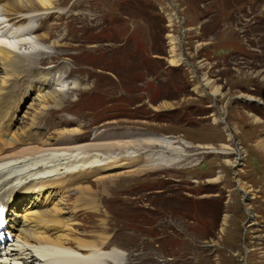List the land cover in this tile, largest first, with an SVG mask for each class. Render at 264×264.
Wrapping results in <instances>:
<instances>
[{
	"label": "rangeland",
	"instance_id": "1",
	"mask_svg": "<svg viewBox=\"0 0 264 264\" xmlns=\"http://www.w3.org/2000/svg\"><path fill=\"white\" fill-rule=\"evenodd\" d=\"M73 1L53 0V4L65 7L68 12ZM89 1L96 6L98 13H92L94 27H98L100 37L112 41L111 47L88 45L92 37L85 31L78 30L71 17H54L52 22L64 25L68 34L80 37V41L54 42L53 38L48 37L39 41L36 47L49 53L76 50L85 54L82 56L85 60L94 59L88 55L98 53L97 59L104 61L98 63L103 68L101 72L104 76L101 79L92 78L88 83L92 84L88 89L90 92H83L91 95L72 105L71 116L81 119L80 123L83 125L80 133L92 134L91 138L100 133L97 129L92 132L87 130L89 121L80 118L84 113L94 115L96 119L100 117L99 114L104 118L123 115L128 117L129 124L138 126L141 130L163 137L173 136L179 142L182 140L184 146L179 145L178 149L189 155L169 174V185L162 191L148 192L149 189L159 188L164 182L161 175L153 180L138 181L144 174L132 172L127 167L117 174L120 178L115 180L100 183L93 181L90 187V184L85 183L92 182V179L87 178L82 183L67 186L74 201L66 202L63 207L50 212L57 210L68 225L67 220L72 218L70 211L80 206L75 212L81 213L87 221V231L81 235L89 241L110 234L115 239L119 230L118 226L111 224L113 216L116 218L115 214L112 216L109 212L111 219L106 223L103 214L107 211L100 207L95 212L93 224L86 214L91 211L85 210L86 206L82 203L76 202L78 194L72 190L77 185L89 186L90 190L83 192L112 195L115 190L125 187L127 197L123 203L130 212L122 213V219H132L133 225L140 227L152 239L153 244L158 245L155 250L157 258L140 234L135 238L137 233H128L127 247L129 255L133 257L130 264H139L145 256H150L152 260L143 264H163L160 253L168 254L170 251L179 253L171 260V264H220V259L222 262L225 259L224 264H264V215L259 214L261 211L254 206L256 203L264 205V165L257 167L250 158L252 156L253 159L259 158L257 162H264V153L256 147L257 143L264 141V111L262 108L250 107L246 101V97H257L264 102V0ZM85 13L89 15L88 10L80 12L75 19L90 26L87 21L90 23L91 20ZM168 14L173 15L170 21L165 18ZM54 28H57L60 36L66 33L59 25ZM172 47L174 48L171 49ZM49 55L62 56L58 53ZM181 56L185 64L167 70L172 61L180 63ZM69 62L80 64L81 61ZM205 78L211 83L210 87L204 86ZM189 84L192 87L197 85L194 91L189 89ZM215 87L219 92L212 94ZM134 94H137V102L144 103L135 110H124L125 103L131 105V101L135 100ZM21 99L23 103L17 113L18 119L16 117L14 122L25 121L31 113L32 117L42 111V105L39 101L36 103L35 97L25 98L11 84L0 94V110L19 106ZM38 105L41 109L37 108ZM151 109L159 110L160 114L151 115ZM250 111L260 114L263 121ZM60 114L65 115L58 111V115ZM207 115L211 118L215 116L213 118H217L218 123H201L200 120ZM167 117L169 120H166ZM145 120L148 122H144ZM123 121L124 129L121 131L132 130L135 134L138 133L136 127L125 126L128 121ZM43 124L44 119L41 126ZM75 124L69 127H74ZM27 125L17 127V124L14 130L9 128L7 136L29 129L31 121ZM61 129L64 130L65 127ZM68 131L74 133L76 130L72 128ZM52 133L44 140H56L57 135L54 131ZM142 134L144 133H138ZM222 143L229 144L223 148L224 151L235 150L242 159L236 161L233 156L225 159L210 158L211 155L206 151H212L211 147L221 148ZM7 144L10 142L7 141ZM5 146L8 145H0V148L7 149ZM157 148L161 150L159 146ZM205 158V172L208 173L210 166L213 170L218 165L222 170L223 181L220 185L206 187L205 191L214 196L200 199L194 195L188 198V191L198 193L201 184L190 186L186 175H195L197 165L193 164L205 161ZM134 181V185L142 184V188H133L130 184ZM234 183H237L236 188L233 187ZM233 188L235 190L231 191ZM199 193L202 194L201 191ZM113 199L117 198L113 196ZM133 206H136V211ZM106 224L109 225L105 226ZM75 233V230H69V234ZM54 236L55 234H51L50 237ZM221 237L224 238L221 245L223 250L219 246ZM71 241L72 244L75 242L73 239ZM116 243L126 246L122 242ZM229 243L232 245L231 250ZM206 244H212L211 248L215 251L205 250Z\"/></svg>",
	"mask_w": 264,
	"mask_h": 264
},
{
	"label": "bare ground",
	"instance_id": "2",
	"mask_svg": "<svg viewBox=\"0 0 264 264\" xmlns=\"http://www.w3.org/2000/svg\"><path fill=\"white\" fill-rule=\"evenodd\" d=\"M52 5L53 0H12L2 4L0 15L9 17V21H12L16 25L23 20L22 17L17 15L18 13L25 12L28 9L30 11L45 10L51 8ZM73 5L86 7V1L75 0ZM88 12L89 15L87 13L84 15L91 20L90 11L88 10ZM75 17H79V14H76ZM87 24L89 25L90 23L87 21ZM0 30L2 31V35H12L16 39V43L25 51V54L19 53L15 47L16 43H10L9 47L0 45V69L6 72L8 67L16 66L18 60L23 59L25 60L24 76L38 74L32 81L39 83L41 90L44 91L38 97V101L43 109L32 116L31 119L28 118L31 121L29 129L24 130L22 133L14 132L10 139V141H14L13 144L11 142V145L5 146L7 149L0 148V202L8 205V214L16 213V216H22L21 213L16 212L20 199L15 196L21 194L24 198H28L31 194L35 195L34 200H31V203L24 208L23 212H25L24 215L32 213L29 215V219H32L37 226L42 227L44 235L40 231L32 229L29 224L10 217L11 223L9 226L12 227V230L8 232L9 236L11 238L19 236L21 241H15L5 247L0 246V264H18L17 260H21L23 264H121L117 249H113L112 252L106 254L100 252L101 249L107 247V244H103L102 241L96 243L94 241L78 239L75 242L77 243L76 249L80 253L73 251L70 247L72 241L68 235H63L66 240H62V235L56 234V229L64 218L58 214L57 210L51 213L50 211L53 210L42 208L39 196L51 183L57 185L63 184L65 190L70 193V190H67L66 187L73 186L78 180L82 183L87 178H91L92 182L86 181L85 183V185L90 184L91 187V184L94 182L100 183L102 181L118 179L120 176L117 174L121 173L123 169L138 161H143V159L158 162L162 165L176 163L186 156L184 151L178 149V146L183 143L182 140L181 142L176 141L173 136L138 135V133L135 134L132 130L121 131L124 129V121L119 119L113 123L103 122L100 125L102 130H100L98 135L87 141L78 143V141L87 139L88 135L85 132L80 133L83 129V125L80 123L81 119L66 117L63 114L58 115V111L64 113L65 110H69V106L66 109L62 107V99L60 98L63 94L52 86L53 78L50 74V69L36 65L38 63H52L54 64L53 68H60L61 70L64 67L63 64L58 62L61 56L49 55L40 50L32 52L33 49H36L35 44L38 45V42L44 39L46 35H39L32 40L31 33L33 32L28 28L5 30L0 26ZM55 30L57 31V28ZM68 37L67 33L61 34V39H67ZM168 37H171V34H168ZM170 43L171 45L173 44V42ZM56 44L54 43V45ZM171 63L176 64L173 61ZM24 76H22V80H25ZM210 85L211 83L205 78L204 86L210 87ZM218 92L217 87L211 91L212 94H217ZM50 100H53L54 106L47 107L46 103ZM42 119H44L43 126H41ZM212 121L216 122L217 118H213ZM73 123L77 124V128L69 127ZM62 126L66 129L61 130ZM72 128L76 130L74 133L68 131ZM5 131L6 124L0 121V145L3 146L7 145L3 139ZM53 131L57 135V139L53 142L39 140V137L51 136ZM157 146L161 150H157ZM256 147L261 153H264V141L257 143ZM141 156L143 159L140 158ZM240 158L241 155L239 154V157H235V160L238 161ZM226 162L231 163L232 161ZM145 167H148V165H145ZM108 168L111 170L115 169L116 171L108 173L106 171ZM90 187H80L77 185L72 191H77L78 197L76 198V202L86 206L85 210L91 211L86 214L90 218L92 217V223L94 224L96 218L95 212L99 211L101 207L107 211L103 214L106 223L111 219L109 213L111 212L112 216L113 213L116 216V218L113 216L114 219L111 224L118 226L119 230L124 228L128 223L126 218L122 219L121 217L125 209H116L112 204L113 196L123 198L124 187L120 190H115V194L112 195H104V193L92 195L83 192V190H90ZM239 187L243 189L241 186ZM243 193H246V191L243 190ZM119 194H122V196H119ZM35 206H38L37 210H34ZM105 207H108V209ZM54 223H57L56 227L53 226ZM108 225L106 224L105 226ZM66 226H68L67 222ZM14 231L16 232L14 233ZM51 234H55V236L51 238ZM107 236L103 235L100 240ZM111 236L114 238L113 235ZM137 236L138 233L135 235V238ZM223 240L224 238L221 237V243H219L220 250H223L221 247ZM143 242L147 244L145 239H143ZM43 248L46 250L58 249L66 253L68 252L73 255V259L65 260L50 257L40 251ZM151 260L150 256H145L139 264L150 262ZM224 260L222 262L220 259L219 263L224 264Z\"/></svg>",
	"mask_w": 264,
	"mask_h": 264
}]
</instances>
